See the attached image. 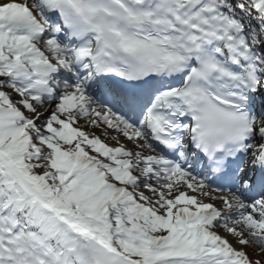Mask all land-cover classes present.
I'll use <instances>...</instances> for the list:
<instances>
[{"label": "snow or ice", "instance_id": "snow-or-ice-1", "mask_svg": "<svg viewBox=\"0 0 264 264\" xmlns=\"http://www.w3.org/2000/svg\"><path fill=\"white\" fill-rule=\"evenodd\" d=\"M0 264H264V0H0Z\"/></svg>", "mask_w": 264, "mask_h": 264}, {"label": "bare ground", "instance_id": "bare-ground-1", "mask_svg": "<svg viewBox=\"0 0 264 264\" xmlns=\"http://www.w3.org/2000/svg\"><path fill=\"white\" fill-rule=\"evenodd\" d=\"M99 130H97V133H98Z\"/></svg>", "mask_w": 264, "mask_h": 264}]
</instances>
